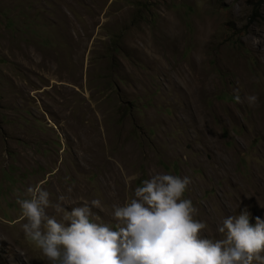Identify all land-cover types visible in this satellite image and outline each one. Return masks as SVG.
<instances>
[{
	"label": "rangeland",
	"instance_id": "obj_1",
	"mask_svg": "<svg viewBox=\"0 0 264 264\" xmlns=\"http://www.w3.org/2000/svg\"><path fill=\"white\" fill-rule=\"evenodd\" d=\"M159 173L192 178L205 238L264 219V0H0V264H49L28 187L114 225Z\"/></svg>",
	"mask_w": 264,
	"mask_h": 264
},
{
	"label": "clouds",
	"instance_id": "obj_2",
	"mask_svg": "<svg viewBox=\"0 0 264 264\" xmlns=\"http://www.w3.org/2000/svg\"><path fill=\"white\" fill-rule=\"evenodd\" d=\"M234 99L244 102L239 94ZM245 101L255 106L258 97ZM192 183L189 176L166 173L144 179L130 201L112 206L114 225L93 213L99 200L66 212L64 198L53 203L39 184L17 203L25 235L49 264H264V219L253 225L247 210L229 215L217 225L223 238H205L207 224L195 218L198 209L185 198Z\"/></svg>",
	"mask_w": 264,
	"mask_h": 264
}]
</instances>
